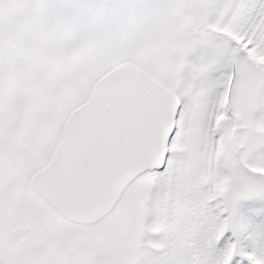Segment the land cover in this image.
Masks as SVG:
<instances>
[{
    "label": "snow or ice",
    "instance_id": "snow-or-ice-1",
    "mask_svg": "<svg viewBox=\"0 0 264 264\" xmlns=\"http://www.w3.org/2000/svg\"><path fill=\"white\" fill-rule=\"evenodd\" d=\"M0 264H264V0H0Z\"/></svg>",
    "mask_w": 264,
    "mask_h": 264
}]
</instances>
